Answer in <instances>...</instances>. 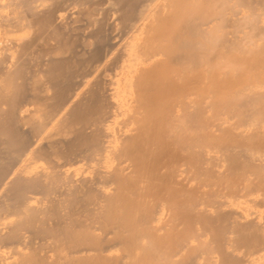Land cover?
I'll return each instance as SVG.
<instances>
[{
	"label": "bare ground",
	"instance_id": "1",
	"mask_svg": "<svg viewBox=\"0 0 264 264\" xmlns=\"http://www.w3.org/2000/svg\"><path fill=\"white\" fill-rule=\"evenodd\" d=\"M101 1L0 0V264H264V0Z\"/></svg>",
	"mask_w": 264,
	"mask_h": 264
},
{
	"label": "rangeland",
	"instance_id": "2",
	"mask_svg": "<svg viewBox=\"0 0 264 264\" xmlns=\"http://www.w3.org/2000/svg\"><path fill=\"white\" fill-rule=\"evenodd\" d=\"M108 7H109V3H108V1L107 0H102L101 1V5L99 6V8L102 10V11H106L107 9H108ZM71 12H78L79 11V9L78 8H71V10H70ZM114 17H112L111 18V21H114ZM92 27H90V29H91ZM88 31V30H87ZM113 36H114V40L112 41L113 42V44H115V48H114V50L112 49V54H110L109 55V57H108V60H109V58L111 57V56H113L114 55V52H116L115 51V49H116V47H117V45H120V43H121V41H122V39L124 38V35L120 32V31H118V30H116V31H114L113 32ZM123 36V37H122ZM126 37V36H125ZM107 65L105 66V67H101L100 69H98L97 71H96V74H102L103 72H104V70L105 71H107ZM110 68H108V73H110ZM105 73V72H104ZM239 123V119H236V118H234V120H231L230 121V123L231 124H228L227 123V125H225L224 127L225 128H223L224 130L221 132H219V131H217L216 133L217 134H215V136H218L219 138L220 137H222L221 139H223V138H225V139H228V136H227V133H229V130H230V133H234L235 134V136L234 137H236V135L238 134V136L239 135H241V133H242V130H243V128H238L237 129V125H236V121ZM234 121V122H233ZM237 123V124H238ZM233 124V125H232ZM263 124V123H262ZM262 124H259L258 126H257V128L259 127L260 129H261V131L263 132L264 131V126L262 125ZM229 125V126H228ZM262 125V126H261ZM235 126V127H234ZM229 127H231V128H229ZM232 127H234V129H232ZM252 128L253 127H255L256 128V126L255 125H253V126H251ZM256 128V129H257ZM227 129V130H226ZM236 129V130H235ZM233 130H234V132H233ZM238 130V131H237ZM253 129H251V131H252ZM241 131V132H240ZM249 131V130H248ZM250 131V132H251ZM237 132H239V133H237ZM249 132V133H250ZM262 132H260L259 133V136H258V139H254L255 141H253V143H251V141L249 142L247 139L245 140V139H242L240 136H239V138L242 140V141H244V142H248L249 144H251V145H253V147H255V145H256V147H258V148H263L264 149V133H262ZM218 133H219V135H218ZM225 133V134H224ZM224 134V135H223ZM233 134V135H234ZM231 135V134H230ZM229 135V136H230ZM238 136H237V139H238ZM242 136V135H241ZM245 136V135H244ZM230 138V137H229ZM240 140V141H241ZM168 142V141H167ZM167 142H165V145H160L158 148H159V150L157 151V149L158 148H156V151H154V149H153V151L155 152L154 153V155H152V151H151V155L152 156H155L156 158H158V160L160 159V164H159V166H158V162L159 161H156V167H152V169H154L155 168V170H156V172H155V170H152L151 169V173H152V175H153V178H157V182H160L161 184L163 183V184H165V185H163V187L165 186H168L167 184H169L170 185V189L171 190H173L172 192H174L175 191V189L177 190V189H183L182 191H186V190H190L189 188H191V186H188V184H187V182H186V180H185V178H183L182 176L181 177H175V179L174 178H172V177H170L169 176V173H170V171H171V168H170V165L171 164H173V162H175V160L177 161V162H179L180 163V160H181V163L183 164V155L181 156L180 155V153H179V151L177 150V149H175V148H173V146H167V145H169V142L167 143ZM167 144V145H166ZM163 146V147H162ZM171 147V148H170ZM173 148V149H172ZM164 149H165V151H164ZM168 152H167V151ZM176 150V151H175ZM178 151V152H177ZM173 152V154H170V153H172ZM174 152H175V154H174ZM177 152V153H176ZM179 153V154H178ZM214 155H217L216 153L214 154ZM170 158V159H169ZM171 158H173V159H171ZM179 158V159H178ZM168 159V160H167ZM162 160V161H161ZM161 162H163V164L161 163ZM176 162V163H177ZM180 163V164H181ZM181 164V165H182ZM221 164V163H220ZM224 164V165H223ZM161 165H163V167H161ZM167 167V168H166ZM220 168L221 169H219V171H220V173L221 174H223V173H225L226 172V169L228 170V165H227V163H226V161H225V163L223 162V160H222V164L220 165ZM158 169H160V170H158ZM169 169V170H168ZM153 171V172H152ZM155 172V173H154ZM159 174H161V175H159ZM163 174V175H162ZM227 174H228V171H227ZM159 175V176H158ZM225 175H226V173H225ZM160 176H161V179L162 178H164V180L162 179H160ZM235 176V175H234ZM234 176H232V177H234ZM159 177V178H158ZM232 177H230L231 179H230V181H234V183H233V185H230L229 184V186H223V188H222V193H221V197H230V196H233L234 198H235V196L238 194L237 192H235V191H237L238 189H239V187H240V182H237L236 180H237V177L235 176L234 178H232ZM177 178V179H176ZM166 179V180H165ZM252 177H251V181H252ZM158 180H160V181H158ZM159 183V187H161L160 184ZM167 183V184H166ZM170 183H172V184H170ZM237 183V184H236ZM239 184V185H238ZM198 185V186H197ZM200 184H195V188L194 189H196V195H197V193H198V195L197 196H199V194L200 195H204V196H209L208 194L210 193V192H212V191H210L211 189H209V188H207V187H200L199 186ZM169 187V186H168ZM173 187V188H172ZM261 188V189H260ZM260 188H258L257 190H256V192H254V195L253 194H251L250 196H247L246 198L245 197H236V199H235V201H236V203H237V206H238V204H239V206L241 207V208H239L240 209V211H249L250 213L252 212L253 213V215H254V217H261V218H263L264 217V207L263 206H259L260 205V203L261 202H259V200L261 201L262 199H263V196H264V186H260ZM193 189V190H194ZM209 189V190H208ZM260 190V191H259ZM195 192V191H194ZM195 194V193H194ZM230 194V195H229ZM236 194V195H235ZM258 195V196H257ZM167 196H168V194H167ZM256 196V197H258V198H256L255 197V199H254V197ZM170 197V196H169ZM247 199V200H246ZM250 200V201H249ZM254 200V201H253ZM245 201V202H244ZM255 201H257V202H255ZM246 203V204H245ZM259 203V204H258ZM257 204V205H256ZM238 206V207H239ZM258 206V207H257ZM243 207V208H242ZM260 207V208H259ZM252 211H251V210ZM168 212V211H167ZM255 212V213H254ZM167 214V213H166ZM168 214H169V212H168ZM257 214V215H256ZM216 256V255H215ZM237 256V258H236V260L240 263V264H248L249 262H248V259L246 258V249L245 248H241L240 249V251H239V253L236 255ZM259 262H261V261H259Z\"/></svg>",
	"mask_w": 264,
	"mask_h": 264
}]
</instances>
